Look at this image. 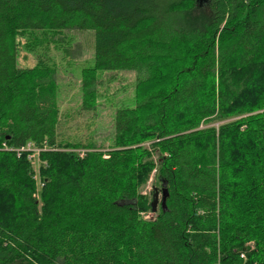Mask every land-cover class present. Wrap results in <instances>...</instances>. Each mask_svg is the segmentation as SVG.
Returning <instances> with one entry per match:
<instances>
[{
    "label": "trees",
    "instance_id": "trees-1",
    "mask_svg": "<svg viewBox=\"0 0 264 264\" xmlns=\"http://www.w3.org/2000/svg\"><path fill=\"white\" fill-rule=\"evenodd\" d=\"M74 29L94 31L85 109L99 70L136 74L106 150L59 139L56 68L18 64L20 39ZM45 141L36 197L3 147ZM0 264H264V0H0Z\"/></svg>",
    "mask_w": 264,
    "mask_h": 264
},
{
    "label": "rangeland",
    "instance_id": "rangeland-1",
    "mask_svg": "<svg viewBox=\"0 0 264 264\" xmlns=\"http://www.w3.org/2000/svg\"><path fill=\"white\" fill-rule=\"evenodd\" d=\"M62 35L66 41L54 42L48 46L40 45L32 51L23 46L26 39H20L22 45L18 64L21 68H32L42 59L56 68L61 113L58 127L59 139L84 143L94 141L103 150H106L113 141V122L116 110L122 107H134L137 104L135 97L136 74L134 71L128 70H99L98 74L102 81L98 86L97 105L94 109H85L82 103V72L83 69L94 66V31L74 29L66 30ZM67 48L71 50L66 51ZM154 173L155 171L142 187L141 192L151 199L157 196L159 198L158 207L163 192L161 189L158 190L159 186L154 178ZM38 189L42 188L39 186ZM152 215L149 213L145 217Z\"/></svg>",
    "mask_w": 264,
    "mask_h": 264
},
{
    "label": "built area",
    "instance_id": "built-area-1",
    "mask_svg": "<svg viewBox=\"0 0 264 264\" xmlns=\"http://www.w3.org/2000/svg\"><path fill=\"white\" fill-rule=\"evenodd\" d=\"M4 149L7 150H14L18 156L24 155L26 154L28 159L33 163L34 165V170H35V174H34V179L37 181V185L38 187L40 186L41 188L44 185V182L42 181L41 177L39 178V168L40 165L43 163L41 161L40 158V153L43 151H47L50 150L51 147H49V144L47 143V141H45L43 143V145H36L32 142L27 143L26 145H23L21 147H8L6 144H4ZM53 150H57L58 148H52ZM77 151V150H76ZM87 149H78L77 152L80 153V155H85V153L87 152ZM40 189H38L35 192V196L38 197ZM242 256L244 257V254H242Z\"/></svg>",
    "mask_w": 264,
    "mask_h": 264
},
{
    "label": "water",
    "instance_id": "water-1",
    "mask_svg": "<svg viewBox=\"0 0 264 264\" xmlns=\"http://www.w3.org/2000/svg\"><path fill=\"white\" fill-rule=\"evenodd\" d=\"M168 195V191L167 189L164 190V193L162 195V200L160 201V206H162L163 208L166 207V198ZM159 203V198L157 196H155L154 200H153V211L155 212L157 210V205Z\"/></svg>",
    "mask_w": 264,
    "mask_h": 264
}]
</instances>
